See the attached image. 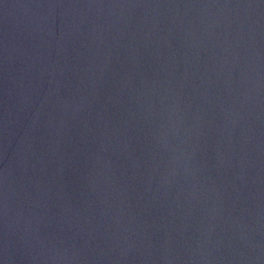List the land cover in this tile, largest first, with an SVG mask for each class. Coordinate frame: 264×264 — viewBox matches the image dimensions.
Returning <instances> with one entry per match:
<instances>
[{
  "label": "water",
  "instance_id": "obj_1",
  "mask_svg": "<svg viewBox=\"0 0 264 264\" xmlns=\"http://www.w3.org/2000/svg\"><path fill=\"white\" fill-rule=\"evenodd\" d=\"M0 264H264V0H0Z\"/></svg>",
  "mask_w": 264,
  "mask_h": 264
}]
</instances>
